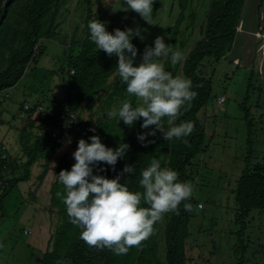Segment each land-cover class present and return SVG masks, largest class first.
<instances>
[{
	"label": "rangeland",
	"instance_id": "374dc122",
	"mask_svg": "<svg viewBox=\"0 0 264 264\" xmlns=\"http://www.w3.org/2000/svg\"><path fill=\"white\" fill-rule=\"evenodd\" d=\"M245 1H249L246 12L251 10L254 13L260 4L259 11L251 18L246 13L242 14L231 53L218 62L204 60L199 67L200 73L212 84V96L197 114L205 129L206 148L188 169L194 184V202L185 243L187 264H237L239 256L235 250L238 246L239 211L234 202V191L249 148L252 151L251 166H264V2ZM210 2L189 1L173 45L168 29L179 13L178 0H158L151 24L142 18L128 24L132 10H122L121 0H65L56 19V37L40 43L43 54L37 63L28 64L19 82L0 95V157L10 165L3 178L6 181L17 178L19 164L27 161L19 137L22 122L28 116L25 109L40 105L41 113L50 109L55 115L54 105L63 101L67 76L65 53L71 40L80 42L85 37L87 4L91 20L97 18L106 22L109 32L115 28L123 30L137 26L143 29L145 40L136 42L141 55L146 46H152L156 36L163 35L166 44L181 50L186 57L201 39ZM24 3L22 1L14 7L8 21L10 41L14 30L23 26L21 13ZM8 46L2 49L5 56ZM181 63L170 62L169 71L183 77ZM247 90L249 101L245 107L250 128L241 111ZM4 95L8 98H3ZM220 98L224 99L222 104L218 103ZM100 108L101 103L96 99L93 106L81 108L75 114L86 123H94L101 118ZM167 120L165 127L168 126ZM135 126L136 122L127 128L132 130ZM248 129L250 146L247 144ZM70 139V144L66 143L56 152L44 177L38 179L44 168L43 161L37 160L29 167L28 180L18 182L4 199L5 215L0 222V264H38L49 249V239L61 223L57 213H49L50 184L58 159L72 154L74 137ZM197 205L202 208L198 209ZM168 217L169 213H165L154 224L159 231L157 258L160 261L165 257L164 230ZM242 244L247 248L242 264H264V211L252 210L249 213Z\"/></svg>",
	"mask_w": 264,
	"mask_h": 264
},
{
	"label": "trees",
	"instance_id": "16d2710c",
	"mask_svg": "<svg viewBox=\"0 0 264 264\" xmlns=\"http://www.w3.org/2000/svg\"><path fill=\"white\" fill-rule=\"evenodd\" d=\"M25 1L22 8L21 19L23 26L14 30L12 40H9L10 26L8 21L15 6ZM190 0H178L179 13L176 21L168 29L171 43H176L177 32L184 21V12ZM259 3L264 0H258ZM65 3V0H0V95L2 92L13 88L23 77L28 64H36L43 54V47L40 45L45 40H52L56 37V19ZM249 1L245 0H211L204 26L201 32V39L198 40L193 49L186 55L181 63L183 77L191 79L193 90L197 96L191 102V106L175 121V124L192 121L194 123L193 133L181 140L166 141L162 134L156 133L155 137L149 136L147 139L153 143L143 146L137 140V134L142 131L141 121L136 122L132 130L122 121L117 125L115 120H107L103 113L118 105L120 101L127 97L125 86L120 84L116 75L117 57H109L103 50H96L95 44L89 39L87 25L91 20V10L89 4L86 6L85 28L86 34L80 42L71 40L66 49V81L63 93V101L54 105L55 115H47V109L42 113L38 107L25 109L28 114L22 122L20 129V141L22 143V153L27 157L24 164H19V176L10 180L3 178V173L10 168L9 164L0 157V222L4 218L3 201L12 188L18 183L27 181L29 178V167L37 160L43 161V172L38 176L41 179L46 174L54 155L62 148L52 139L55 129L66 128L68 124L61 118L63 107H68L75 117L81 108L93 106L94 100L101 103V118L94 123H86L76 117V125L69 127L72 142V153L77 148L79 139L98 135L101 141L112 148L118 146L120 142L130 145L125 159H121L115 165V170L106 164L98 165L94 168V174L106 175L114 178L125 166V164H135L136 174L129 176L125 174L121 182L129 179L130 190H141L139 188V173L148 165L151 158L162 159V165L171 167L178 172L181 181H191L188 169L192 161L205 151V129L199 123L197 114L211 100L212 84L204 77L199 70L204 60L218 62L231 53L236 41L237 28L242 14L246 13L250 18L258 14V8L252 13L246 7ZM158 0L153 4V17L157 11ZM141 18L137 13L131 11L128 17V24ZM139 38L132 41L136 45ZM8 46V54L4 55L2 49ZM142 55L138 52L137 62ZM166 70L170 68L169 60L164 62ZM252 74L249 76L248 86H250ZM249 89V87H248ZM5 99L8 98L4 97ZM2 98V99H3ZM132 102L137 103V99L132 97ZM249 101V90L246 91L243 99L241 111L247 127L251 124L247 120L248 109L245 105ZM53 113V111H52ZM76 113V114H75ZM34 116V117H32ZM167 117L163 119V123ZM155 127V126H151ZM95 128V132L90 129ZM70 136V137H71ZM185 140L187 142H185ZM90 142V140H89ZM247 144L251 145L250 130L248 129ZM251 148L247 150L244 168L236 182L234 191V202L239 211L237 222V242L235 254L238 255L237 264H242L243 255L247 252L246 246L242 244V237L246 231V220L252 210L264 211V166H251ZM4 159V160H3ZM75 163L71 155H63L57 161L54 170V178L50 184L48 208L49 213H57L61 219L60 225L49 239V249L43 253L38 264H187L185 243L188 239V224L190 221V211H185L181 204L178 212H170L164 230L165 257L164 261L157 258L159 234L154 225L153 233L140 246H133L125 255H115L109 249H97L89 247L80 239V229L69 222L68 215L58 192L63 191V186L58 183L57 175L61 169H70ZM103 167L105 171H99ZM193 204V198L190 199ZM147 206V205H144Z\"/></svg>",
	"mask_w": 264,
	"mask_h": 264
},
{
	"label": "clouds",
	"instance_id": "9594fccd",
	"mask_svg": "<svg viewBox=\"0 0 264 264\" xmlns=\"http://www.w3.org/2000/svg\"><path fill=\"white\" fill-rule=\"evenodd\" d=\"M155 0H121L122 10H132L151 24ZM89 39L96 50H103L109 57H117L116 75L125 86L127 97L118 105L106 110L107 120L122 121L128 127L141 121L142 131L137 140L147 146L154 141L157 131L164 140H181L194 131L192 121L175 124L183 111L191 106L197 96L191 79L173 75L166 70L164 61L172 64L185 60L181 50L165 43V36L155 37L152 46H146L139 62L134 38L142 42L145 36L139 26L115 28L109 32L106 22L97 18L87 25ZM135 97L139 103H133ZM167 117L168 126L162 122ZM155 126V127H151ZM95 132V128L90 129ZM90 140V142H89ZM185 142H187L185 140ZM71 143V139L67 140ZM130 145L120 142L112 148L105 145L98 135L77 142L72 153L75 163L70 169H61L57 181L63 186L58 192L65 206L69 222L80 229V239L89 247L109 249L115 255H125L133 246H140L154 231V224L165 213L178 212L181 204L185 211L191 210L190 199L194 193L191 181H181L178 172L162 165V159L153 157L139 173V188L130 190L129 179L121 182L128 174H136L135 164H125L114 177L94 174V168L106 164L115 170V165L126 158ZM99 171H105L103 167ZM147 205V206H144ZM198 206V205H197Z\"/></svg>",
	"mask_w": 264,
	"mask_h": 264
},
{
	"label": "built area",
	"instance_id": "2783aa9c",
	"mask_svg": "<svg viewBox=\"0 0 264 264\" xmlns=\"http://www.w3.org/2000/svg\"><path fill=\"white\" fill-rule=\"evenodd\" d=\"M7 97V95H5ZM224 101L223 98H220L218 103L222 104ZM40 111V108H39ZM43 111V110H42ZM47 115H53L52 110L48 109ZM61 118L64 120L68 126L66 128L62 129H55L54 132L52 133V139L56 141L57 144L63 146L67 143V140L70 138L71 134L69 132V127H74L76 125V117L74 113H72L68 107H63L62 112H61ZM198 209H201L202 206L198 205Z\"/></svg>",
	"mask_w": 264,
	"mask_h": 264
}]
</instances>
